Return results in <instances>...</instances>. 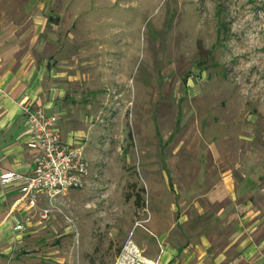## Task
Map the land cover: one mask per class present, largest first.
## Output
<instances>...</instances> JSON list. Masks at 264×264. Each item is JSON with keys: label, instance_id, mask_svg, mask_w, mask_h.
I'll use <instances>...</instances> for the list:
<instances>
[{"label": "rangeland", "instance_id": "obj_1", "mask_svg": "<svg viewBox=\"0 0 264 264\" xmlns=\"http://www.w3.org/2000/svg\"><path fill=\"white\" fill-rule=\"evenodd\" d=\"M3 31L89 168L42 196L20 264H175L223 246L247 198L264 236V0H0Z\"/></svg>", "mask_w": 264, "mask_h": 264}, {"label": "crops", "instance_id": "obj_2", "mask_svg": "<svg viewBox=\"0 0 264 264\" xmlns=\"http://www.w3.org/2000/svg\"><path fill=\"white\" fill-rule=\"evenodd\" d=\"M19 49L21 44L14 37H7L6 31L0 34V175L9 170L27 172L33 167L34 152L27 146L31 130L23 113L26 103H35L44 107L47 114L58 115L65 141L80 143L82 136L61 125L64 113L57 110V99L62 90L55 86L52 75L47 77L44 65L33 57L18 55ZM230 180L233 178L224 179L227 189ZM40 201L45 204L46 197ZM240 206L239 224L223 246L212 247L214 238L202 236L201 243L190 251L183 250V257L175 264H264V236H259L262 218L255 212L250 198ZM34 214L37 213L28 207L16 187L0 184V264H20L22 239L36 233L31 228L40 223ZM19 218L26 228L17 232L13 226Z\"/></svg>", "mask_w": 264, "mask_h": 264}, {"label": "built area", "instance_id": "obj_3", "mask_svg": "<svg viewBox=\"0 0 264 264\" xmlns=\"http://www.w3.org/2000/svg\"><path fill=\"white\" fill-rule=\"evenodd\" d=\"M23 113L31 130L27 146L34 152L33 167L27 172L9 170L2 173L0 184L16 187L28 207L36 210L43 195L51 202L61 193L83 188L89 174L88 160L78 142L63 139L58 115H49L44 107L32 102L23 106ZM51 213L50 207H43L40 217L48 219ZM25 228L22 218L15 221L14 231Z\"/></svg>", "mask_w": 264, "mask_h": 264}]
</instances>
